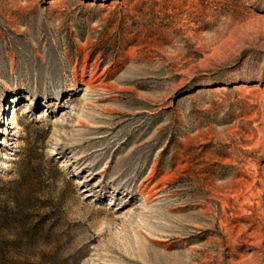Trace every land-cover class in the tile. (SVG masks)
<instances>
[{"label": "rangeland", "instance_id": "374dc122", "mask_svg": "<svg viewBox=\"0 0 264 264\" xmlns=\"http://www.w3.org/2000/svg\"><path fill=\"white\" fill-rule=\"evenodd\" d=\"M0 264H264V0H0Z\"/></svg>", "mask_w": 264, "mask_h": 264}, {"label": "bare ground", "instance_id": "6f19581e", "mask_svg": "<svg viewBox=\"0 0 264 264\" xmlns=\"http://www.w3.org/2000/svg\"><path fill=\"white\" fill-rule=\"evenodd\" d=\"M93 83H95V79H93L92 77H90L89 80H88V84H93Z\"/></svg>", "mask_w": 264, "mask_h": 264}]
</instances>
